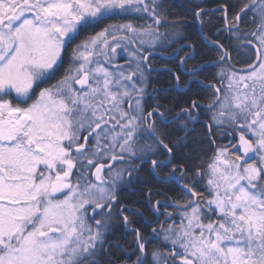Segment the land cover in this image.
<instances>
[{
    "label": "snow or ice",
    "instance_id": "6c2138e0",
    "mask_svg": "<svg viewBox=\"0 0 264 264\" xmlns=\"http://www.w3.org/2000/svg\"><path fill=\"white\" fill-rule=\"evenodd\" d=\"M192 9L200 38L217 51L210 63L221 66L223 92L199 79L204 65L187 66L196 59V41L178 30L182 22H167L160 0H0V264H264V0H245L231 21L228 5L212 10L223 13L230 38L258 41L247 75L224 67L227 47L203 31L210 13L198 3ZM247 12L255 14L256 28L240 34ZM130 14L143 23L110 24L71 47L63 76L48 83L80 32ZM181 38L184 55L174 71L168 69L175 86L186 74L184 87L196 82L215 89L206 107L211 117L202 127L208 137L213 125L239 132L238 145L231 147L243 155L233 161L228 148L218 147L208 166L210 198L183 183L187 202L178 205L180 223L160 222L145 236L125 215L130 209L121 202L120 188L149 161V173L157 177V169L172 165L165 181L205 175L202 169L193 172L205 139L196 128L200 100L191 99L171 121L159 103L149 111L143 104L152 52ZM121 47L128 60L118 65ZM153 195L148 185L147 199ZM161 205L157 200L152 206L157 216L163 215ZM121 217L135 233L132 245L108 239ZM114 248L126 255L113 258Z\"/></svg>",
    "mask_w": 264,
    "mask_h": 264
},
{
    "label": "flooded vegetation",
    "instance_id": "af4514ba",
    "mask_svg": "<svg viewBox=\"0 0 264 264\" xmlns=\"http://www.w3.org/2000/svg\"><path fill=\"white\" fill-rule=\"evenodd\" d=\"M193 3H198L200 4V6L205 9L208 13H210V15H206L204 17V25H203V31L206 34H211L210 35V39H215L218 41H221L223 44H225V46L227 47L229 54H230V60L226 62V65H224L225 67H229L231 69H239V67L241 66V64H244L245 66H248L250 64V62H252V57H251V51L250 49L247 48V50H243L240 49L239 43L237 41H235L234 39L230 38L229 33L223 31V28L225 27L224 25V19H223V13L222 12H216V13H212L213 9L218 8L221 4L224 3H220L219 0H160V4H161V11L164 13L167 22L169 23H177L179 24L180 22H182V27H179V31H181L183 33V35L187 38V41H196V48L197 45L200 43V49L196 51V59L195 60H191L188 62V67H191L192 64H202L204 65V68L202 69V71L199 73V79L203 80L205 84H214L216 87L221 89L222 92V83L220 80V77L217 75L220 70H221V66L220 65H213L212 63H210V61H215L218 59L217 56V51L216 49H214L206 40H203L200 38V33H201V25L198 21H196L192 15V4ZM245 3V0H241V2L238 3V9L234 10V7L232 5H229L227 3V5L229 6V21L232 20L233 16L240 11V8L243 6V4ZM172 4H176L178 6H183L184 7V11L186 12V14L188 15H184V18H176L173 15L170 14L169 12V8ZM231 8V9H230ZM170 14V15H169ZM190 15V16H189ZM254 13L253 12H247L242 16V19L239 21V32L240 34H244V33H249L255 23L253 22L254 19ZM192 17V22L195 25V31L196 34L198 36L195 38L193 36V34H191L190 32V27L191 26V22L189 20V18ZM214 17H218L221 20V24L218 27L219 29H221L222 31L217 34L216 33V29L213 30V32H209L206 29V23L209 22L210 20L214 19ZM128 22H132L134 24H141L143 23L142 20H140L139 17L136 16H127L125 18H120V17H115V18H111V19H105L103 22L95 25L93 28H88L85 29L84 31H82V33L80 32V35H78V38L76 40H78L81 36H83L85 33L88 34V36H91L92 34H94L96 31H101L102 28H105L107 25L110 24H120V23H128ZM105 25V26H104ZM160 31H165V28H161ZM186 41L185 39L181 38L178 41V44H174L170 47H168L166 50H162L160 48L155 49L149 59V64L146 65L147 67L151 68L150 72H147L148 74V81H147V91L143 97V104L145 107V111H149L151 110L156 103H159L161 106V111L165 112V116L166 118L171 121L172 117H174L176 115L177 112H179L181 110V108L187 106V104H190L191 99L189 100V102L187 104H184L182 106H180L177 110H171L167 105H165L162 101L163 96L169 91L173 90L176 91L178 93L181 94H185L186 92L190 91V88L195 84L199 89L204 90L205 92V96L200 100V102L202 103L203 107L195 110V112H198L199 114V121L200 123L196 124V128L197 131L200 132L201 134H205V138L209 139V153L212 152L213 149L218 148L220 146H224L227 147V142L226 139L229 141V143L231 145L233 144H238V139L236 136V132L234 129H231L229 127H227V125L221 126V127H217L215 125H213L212 128V135L211 137H208L206 135L207 133V128L206 127H202V123L206 122L210 119L211 117V113L208 112L206 110L207 104L209 99L211 98L212 94L214 93L215 89L213 88H207V87H201V85L199 83L193 82L190 86L188 87H184V82H186L189 77L186 74L182 75V82H181V86L178 88L176 87V80H175V76L172 74V72H169L168 69H172L173 71L175 70L176 66L179 63V57L184 55V51L179 50V44H184ZM257 42V43H256ZM252 44H258L257 40H253ZM251 44V48L252 50H254ZM204 46V48H208L213 50V54L214 56L212 58H210L209 60H205L202 59L200 60V53L203 51L202 47ZM177 49V51H173V49ZM241 52V54H240ZM65 54V52L63 53V55ZM200 55V56H199ZM247 58V59H243ZM128 59L125 58L123 56L122 60L119 57L117 59V62H122V64H125V62ZM121 64V63H120ZM243 68V67H242ZM61 69V66L59 68V70L57 71V73H59ZM56 73V75H57ZM164 73H168L170 75H172V82L168 81L167 83L160 81V77L162 74ZM46 85V84H44ZM44 85H41L44 86ZM127 105H125L126 107ZM158 123H161L159 120L157 121ZM164 127H171V124L168 125H163ZM118 130V129H117ZM203 132V133H202ZM212 141H215V143H212ZM158 158H162V157H158ZM115 164H121L120 161H116L114 162ZM148 167V169L150 168V161L148 163H146L143 166ZM171 165H169L170 167ZM205 164L202 167H204ZM160 169H157V171H159ZM163 174V173H161ZM179 175V174H178ZM154 178H156L157 180H163V177H157L156 175H153ZM138 179H141L140 173L132 180L131 183H127L125 185H123L120 188V197H121V202L123 204L124 203V199L121 196V193H123L124 191H127L128 193H132L133 190L134 191H138V188H136L138 186ZM169 180H174L176 182V184L178 185V182L175 179H169ZM187 182L188 179H186ZM184 182H179L180 185H182ZM179 188H181V186L178 185ZM166 204V207L168 208H163L160 210V213H163V215H159L157 216L156 214H154L153 212V217L154 220H152L151 222L147 223L148 225V229L147 232L148 234H146L147 236H150L151 232H152V228L156 227L159 228L160 227V222L166 221L165 223V227L168 225V223L170 221L173 220V218L175 217V210L173 209L174 207L170 206V205H174L171 202L168 203H163L162 205ZM126 205V204H125ZM130 209V211L126 212L125 215L129 216V219L132 221V227L133 228H138V214L137 210L138 208L136 206H134L133 204L131 205H127ZM167 213H172V218H168V216L166 215ZM121 222L116 224L111 233L108 236L109 241L111 242H118L120 245L124 246L125 242H131V245L133 244L134 241V236L135 233L131 232L130 230H126L123 226L122 223V217L120 218ZM133 222H137V224H134ZM155 222V223H153ZM174 223V222H173ZM157 242L155 240L152 241V243L149 244V249H151ZM129 251H131V248H128ZM114 251H112L113 253ZM121 256H125L126 253L121 252ZM102 259H107V257H102ZM134 259V257H133Z\"/></svg>",
    "mask_w": 264,
    "mask_h": 264
},
{
    "label": "trees",
    "instance_id": "16d2710c",
    "mask_svg": "<svg viewBox=\"0 0 264 264\" xmlns=\"http://www.w3.org/2000/svg\"><path fill=\"white\" fill-rule=\"evenodd\" d=\"M220 3H224L227 5V3L229 5H232L234 7V10L238 9V3L241 2V0H219ZM231 9V8H230ZM169 12L171 15H173L176 18H184V15L186 14V12L184 11V7L183 6H178L176 4H172L169 8ZM169 14V15H170ZM188 15V14H186ZM190 16V15H189ZM192 17L189 18L190 22H191V26L190 27V32L191 34H193V36L198 39V36L196 34L195 31V25L192 22ZM221 24V20L218 17H214V19L210 20L209 22L206 23V29L209 32H213L214 29H217ZM200 49V43L197 45V50ZM202 52L200 53V60L205 59V60H209L210 58H212L214 56L213 54V50L208 49V48H204V46L202 47ZM197 63V62H196ZM172 75L168 74V73H164L161 75L160 77V81H163L165 83H167L168 81L172 82ZM199 93V96L197 97L195 94ZM205 96V92L202 89H199L195 84L190 88V91L186 92L185 94H181L178 93L176 91L171 90L170 92L168 91L162 98V101L165 105H167L171 110H177L180 106L187 104L189 102L190 99L193 98H198L201 99ZM203 133V132H202ZM202 135L205 136V134L203 133ZM209 139L205 138L204 139V143L201 147V149L198 151V154L196 156V159L194 161L195 164V168H193V172L196 169L201 168L200 166H203L208 158V155H210L209 151ZM225 142H228V140L226 139ZM192 161H189V165L190 167H192ZM172 165L167 169H164L163 171H158L160 172V177H164L167 175L168 171L171 169ZM140 176L141 179H138V186L136 188H138V191H134L132 193H128L127 191H124L123 193H121V196L124 199V203L126 205H134L138 208L139 212L142 214H138V229L141 230V232L147 236L146 234H148L147 229H148V225L147 223L151 222L152 220H154L153 217V205L156 203L157 200L161 201V202H171L173 204H181L183 205L184 200L186 199V197L184 196V193L181 191V188L178 187V185L176 184V182L174 180H167V181H160L157 180L156 178L153 177L152 174L149 173V169L146 166H142L141 170H140ZM163 173V174H161ZM179 174V173H178ZM177 174V175H178ZM189 176L192 175V172L188 173ZM189 182H187V180H184L182 182L184 183H188L189 185L192 184V180L188 179ZM147 182V183H145ZM148 185L152 186V191L154 193V195L151 197V200L149 201L146 197V194L148 192ZM193 186V185H190ZM201 186V185H198ZM198 186H194L195 190L198 192L203 191L202 189H198ZM204 192V191H203ZM158 193V194H156ZM184 197V198H183ZM165 208V206L161 205L160 210ZM168 208V207H166ZM137 222H133L134 224H137ZM131 245V242H125L124 246H129ZM112 251H114L113 254V258L115 256H121V253L118 249H112ZM122 257V256H121ZM106 260V259H104Z\"/></svg>",
    "mask_w": 264,
    "mask_h": 264
},
{
    "label": "rangeland",
    "instance_id": "374dc122",
    "mask_svg": "<svg viewBox=\"0 0 264 264\" xmlns=\"http://www.w3.org/2000/svg\"><path fill=\"white\" fill-rule=\"evenodd\" d=\"M135 16V14H130V16ZM105 26V25H104ZM255 28H256V24L254 25V27H253V29L251 30V31H253V30H255ZM103 29V28H102ZM101 29V30H102ZM250 31V32H251ZM99 32V31H98ZM82 33V32H81ZM97 33V31L94 33V34H92V35H95ZM79 35H80V33H79ZM89 36H88V34H84L83 36H81L78 40H74L73 41V43H72V45L69 47V49L65 52V54H64V62L61 64V69H60V71H59V73H57V75L51 80V81H49L48 83H55L56 82V80H58V79H60L61 78V76H63V74H64V71H65V69L68 67V55H69V53H70V50H71V47H75V45L76 44H79L81 41H83V40H85V39H87ZM247 39H249V40H251V41H253L255 38H253V37H251V36H248L247 37ZM257 43V42H256ZM239 46H240V49H243V50H247V48L248 49H250V51H251V57H252V62H250V64H254L255 63V61H256V52H257V49L256 48H253L254 50H252V48H251V44H240L239 43ZM248 51V50H247ZM240 54H241V52H240ZM123 56L125 57V58H127L128 59V55H127V53L124 51V49L121 47V48H119L118 50H117V56H116V58H115V61H114V63L115 64H118V65H122V62H117V59L120 57L121 58V60H122V58H123ZM243 59H247V58H244L243 57ZM121 63V64H120ZM249 64V65H250ZM249 65L248 66H245L244 64H241V66L239 67V69H236L235 71H236V73H237V76H239V75H247L248 74V72H249ZM109 67H111V65H109ZM225 67V66H224ZM243 67V68H242ZM257 67H258V65H257ZM145 75H146V84H145V93H146V91H147V81H148V74H147V72L145 73ZM226 84H227V80L225 79L224 80V82H223V84H222V92H223V90H224V87L226 86ZM48 85L46 84V85H44V86H42V87H47ZM38 92H39V89H37L36 90V94H38ZM33 99H35V94L33 95ZM32 101H29V103H31ZM13 103H15V101H13ZM21 106H25L26 107V105H21ZM127 107V106H126ZM236 132V136H237V139H238V143H239V132H237V131H235ZM249 136L251 135L250 133L248 134ZM225 145H227V147L226 148H228V151H229V158L230 159H232L233 161H235V157L237 156V155H243V153L242 152H237L235 149H233L232 147H231V144L229 143V141L227 142V144H225ZM238 145V144H237ZM221 148H224V146H220ZM216 150H217V148H215V149H213L212 150V152L210 153V155H208V158H207V160L208 161H206V163H205V166L204 167H202V168H199V169H202L203 170V172H204V176H202V177H195V179L194 180H192V184H190V185H194V186H198V185H201V186H198V189H202L203 188V191H201V192H199L203 197H205V198H210V196H209V192H208V187H207V174L209 173V165L211 164V163H213V160H214V157H215V155H216ZM117 151H118V149H117ZM249 162H251L250 160H249ZM242 163V162H241ZM116 165V167L117 168H119V167H121L122 165L121 164H115ZM201 167V166H200ZM221 167H223V165H221ZM105 171H107V170H105ZM125 177L127 178V173H125ZM199 191V190H198ZM189 196H190V194H189ZM184 198V197H183ZM194 199V198H193ZM187 202V198L184 200V202H183V204L184 203H186ZM201 202V204H203V200H201L200 201ZM175 206H178V205H181V204H174ZM173 205V206H174ZM171 206V205H170ZM174 210H175V212H174V214H175V217L173 218V220L172 221H170L168 224H172L173 222L175 223V224H179L180 223V220H181V209L178 207V208H173Z\"/></svg>",
    "mask_w": 264,
    "mask_h": 264
},
{
    "label": "water",
    "instance_id": "95a60500",
    "mask_svg": "<svg viewBox=\"0 0 264 264\" xmlns=\"http://www.w3.org/2000/svg\"><path fill=\"white\" fill-rule=\"evenodd\" d=\"M178 185H179V186H181L179 183H178ZM194 199H195V198H194ZM171 206H172V207H175V208H178V206H175V205H174V206H173V205H171Z\"/></svg>",
    "mask_w": 264,
    "mask_h": 264
}]
</instances>
